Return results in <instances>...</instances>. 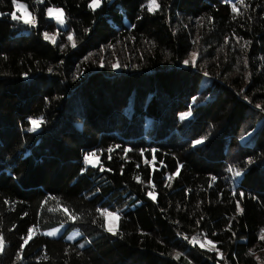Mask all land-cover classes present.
Returning <instances> with one entry per match:
<instances>
[{"label": "trees", "instance_id": "trees-1", "mask_svg": "<svg viewBox=\"0 0 264 264\" xmlns=\"http://www.w3.org/2000/svg\"><path fill=\"white\" fill-rule=\"evenodd\" d=\"M20 2L35 26L0 0V264H264V0L242 15L228 0H157L153 13L147 0ZM103 46L113 62L101 66L91 53ZM30 117L44 120L35 132ZM97 208L118 213V235Z\"/></svg>", "mask_w": 264, "mask_h": 264}, {"label": "snow or ice", "instance_id": "snow-or-ice-1", "mask_svg": "<svg viewBox=\"0 0 264 264\" xmlns=\"http://www.w3.org/2000/svg\"><path fill=\"white\" fill-rule=\"evenodd\" d=\"M36 3L38 4H42L45 2V0H35ZM101 2L102 0H90L89 3V8L92 9L93 11H95L97 8H99L101 6ZM228 2L231 5V11L236 14V15H242L243 13L241 12L240 8L238 7V5H241L244 7L245 10H247V5L245 4V0H235V3L232 2V0H228ZM12 5L14 6L15 11L8 13V15H10L11 19L13 21H22L24 24L26 25H30V26H35L37 23L36 17L32 14V12L29 9V5L23 2H20V0H12ZM142 7H144V5H142ZM147 11L149 13H153L156 10H158L160 8V5L157 3V0H147ZM17 12H20V14L18 15ZM50 19L55 20L56 24L58 25H64L65 21H66V16H65V12L63 8H59V7H48L46 9V13H45ZM5 15V13H0V16ZM210 19V18H209ZM87 31V30H86ZM59 35V33L56 34H50L48 32H44L43 33V38L46 41H50L52 43L56 42V36ZM68 41L71 43V46L74 48L76 47V41L74 39V36L72 33H69L67 36ZM227 38L225 39V43H227ZM109 47H111V45H109ZM196 58H197V54L194 52L191 54V58L189 60H185L184 64H195L196 62ZM245 63H247V61H245ZM101 66H104V61L101 60ZM121 65L119 63H113L111 64L112 68H119ZM49 71H51V69H49ZM27 75V74H25ZM205 76L208 75V73H204ZM196 98L193 97V101H195ZM257 108H260L261 105H256ZM191 111L189 110L188 112L182 113L180 116L181 120L186 119L187 117H189L191 115ZM44 123L43 118H29V124L31 125L30 127H28L27 131L28 132H35L37 131L41 125ZM206 139V137H201L199 139L193 140L192 143L193 145H199L201 143L204 142V140ZM125 152L129 151V149H125ZM154 151V150H153ZM84 163L86 165H90L93 167H96L99 165L100 161H99V156L97 155L96 152H89L86 153L83 157ZM249 163H251V160H249ZM103 167H101V171H103ZM179 167L177 168V172L173 175H170L168 177L169 180L173 179V176L179 173ZM229 171L232 173L233 176L235 177H239L243 171V169H237L234 167H230ZM139 181V177L136 178ZM213 180H215V177L212 178ZM154 187V186H153ZM147 196L149 198H151L152 200L156 199V192L153 191H148ZM241 199H243L244 197V193L241 192L240 194ZM236 209H237V213H242L243 209L240 207V202L237 201L236 204ZM65 212H67V209H64ZM97 213L104 217L105 220L107 221L108 218H111L112 220H119V215L117 212L114 211H109L108 209H101V208H97L96 209ZM68 219L70 220H76L78 219L77 216L75 215H69ZM93 223H96V221L94 220ZM199 223V222H198ZM102 227H104L105 231H107L108 233H111L112 235H118V231L116 230L115 226L111 223L108 224H102ZM61 227H63V225H61ZM229 230H231L229 228ZM58 230L54 229L48 233H46L49 236H53L56 234ZM35 235L34 231L32 228L28 229V233L27 236L22 238L23 242L20 244V248H19V252L16 256V261L21 260V255L20 253H22L25 249V246L28 245L29 241L33 238V236ZM77 235H79V233H77ZM74 237L69 236L68 239H73ZM260 240L264 241V229L261 230V235L259 237ZM190 243H192L193 245H199L200 248L204 249H208L209 251H213L215 250L217 252V255L220 257V259H223V254L219 251V249L217 248L216 244L210 240L205 238L204 241L202 242L198 237H192V239L189 241ZM5 248V238L2 234H0V252H3ZM179 253H177V258L179 257ZM189 264H191V262H189Z\"/></svg>", "mask_w": 264, "mask_h": 264}, {"label": "rangeland", "instance_id": "rangeland-1", "mask_svg": "<svg viewBox=\"0 0 264 264\" xmlns=\"http://www.w3.org/2000/svg\"><path fill=\"white\" fill-rule=\"evenodd\" d=\"M232 2L234 3L235 2V0H232ZM50 7H55V6H50ZM60 8V7H59ZM15 10V9H14ZM18 13V15L20 14V12H17ZM51 34H53V33H51ZM195 51H190L189 52V54H188V56H187V58L185 59V60H189L190 58H191V54L192 53H194ZM196 53V52H195ZM91 58H92V60H97V62H101V60H103L105 63H110V62H113L112 60H113V57L112 56H110V54H109V49H108V46L106 47V46H103V47H101L100 49H97V50H94V51H92V53H91ZM184 60V61H185ZM184 63V62H183ZM191 64V63H190ZM192 66H193V64H192ZM210 85V80L207 78V77H205V76H202V78H201V80H200V82H199V85H198V95H197V98H202V92H207V89H209V86ZM205 96V95H204ZM179 116H181V114L179 115ZM104 222H105V224H108V223H111V224H113L114 226H115V228H116V223H117V220H112L111 218H108V220L106 221L105 220V218H104ZM58 231H59V229L58 228H56ZM57 231V232H58ZM56 232V233H57ZM77 231L76 230H72V231H70V233L67 235V238L69 237V236H72V237H76L77 236Z\"/></svg>", "mask_w": 264, "mask_h": 264}]
</instances>
